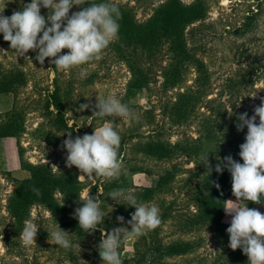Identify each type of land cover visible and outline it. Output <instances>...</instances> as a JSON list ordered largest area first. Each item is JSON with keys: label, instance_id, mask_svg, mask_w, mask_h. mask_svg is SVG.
I'll return each instance as SVG.
<instances>
[{"label": "rangeland", "instance_id": "374dc122", "mask_svg": "<svg viewBox=\"0 0 264 264\" xmlns=\"http://www.w3.org/2000/svg\"><path fill=\"white\" fill-rule=\"evenodd\" d=\"M113 1L128 3L136 12V16L144 20L151 15L154 7L167 0ZM180 1L191 4L193 0ZM257 2L258 0H207L205 16L190 26L199 28L194 34V38H197L200 44H196L199 48L196 51L197 57L203 59V64L208 66L210 73L211 83L208 87L210 93L207 98L220 97L227 105L228 114L231 107L235 106L242 108V112H247L251 117L254 114L253 108L259 106L261 98H264V78L253 84H244L242 81L244 80L242 74L248 72L254 65L251 63L262 59L264 16L259 24L251 26L242 36L227 32L229 26L233 27L245 21L248 11L257 8ZM5 4V10L10 11L8 16L10 17L14 11H19L21 4L26 5V2L0 0V11ZM79 8L80 5L74 6L69 16L78 12ZM48 14L49 9L41 8V15L47 18ZM192 42L196 43L194 40ZM164 47L158 63L150 62L152 81L149 88L141 92L131 93L130 86L134 76L130 63L116 58L111 49L104 50L99 61H92L68 71L58 69L60 87L67 94L64 99L67 102L68 122L67 127L59 128L54 118L43 114L45 99L43 89L48 86L52 88L55 76L51 59L47 58L41 65L35 59L38 53L29 51L25 56H18L16 52L8 51L0 43V50L8 52L6 55H0L2 71L0 76L6 77L8 70L14 68L22 70L27 78V83L17 88L15 92H0V122L6 120V114L13 108L17 107L23 112L22 123L19 127L17 124L14 125L18 127L14 135H0V264H103L98 251L101 240L98 237L99 228L89 234L79 227L72 228L63 224L73 211L67 207L70 204H77L74 202L79 201V197L85 198L89 190L94 189V183H88L86 177L79 179L84 175L79 169L75 166L71 168L66 166L68 153L63 143L68 134H71L73 139L77 136L83 137L85 134L90 135L95 128L109 122L121 136L120 152L125 157L124 163L131 167L143 166L144 171H129L126 179L124 174H121L118 179L113 180L116 184L110 186L107 183L106 186H100L99 190L104 194L101 199L104 220L99 227L107 231L106 227L109 225L111 230L123 226L131 231L128 221L131 220L135 208L130 207L122 197L116 201L109 197V193L118 188L132 189L138 201L158 206L162 219V223L156 229L148 230L145 235L122 244L120 254L124 264H146V258L150 254L151 264H228L233 250L229 247V234L221 225H230L232 217L226 215L225 210L221 217L216 216L213 219L208 217L209 213L200 201V194L203 193L204 182L209 178L206 173L208 169L204 165L205 157L208 155L207 159L212 165L213 173L218 163L217 159L222 161L224 150L229 147L226 146L224 132L220 130L222 124L216 128L217 122L209 123L211 127H215L213 135L211 138L204 137L202 132L207 124L202 120L210 111L200 104L196 106L195 113H189L185 120L177 117L178 120L174 121L175 117L170 114L168 105L176 100V93L179 90L184 91V86L196 85L198 71L194 65H190L184 84L164 91L161 66L166 65L168 56V50ZM244 49L248 51L243 54ZM67 52V49L62 50V54ZM260 69L264 70V67ZM255 93V98L250 97ZM108 95H113L127 104L133 110L134 116L93 117L97 100ZM204 99L205 96L201 100ZM86 103L93 107L79 111L80 105ZM214 106L217 111L220 110L221 105ZM153 130L157 132H152ZM1 131L0 127V133ZM132 134L135 138L127 139ZM148 140L164 142L167 148L174 150L173 158L166 156L157 158L149 151L146 145ZM41 164L43 166H40ZM34 168L44 173L52 172L58 183L63 181L62 186L58 185V190H55V197L63 207L62 217L59 218L58 214L53 215L43 201L42 191L39 189L41 195L37 196L31 191L29 183L24 185L26 192L23 196L27 201L25 207L22 205L23 196L17 197L19 183L31 179ZM70 171L75 173L77 181L74 183L75 188L73 190L71 188L72 196L64 187L67 185L66 173ZM194 173L196 176H192ZM143 188L151 190L144 191ZM226 201L234 203L226 202L225 208L231 207L236 210L245 204L249 208L248 202L237 201L234 197H228ZM213 207L211 205V208ZM250 209H257L264 214V202L254 204ZM117 217L124 218L123 225L118 222ZM26 219H32L39 227L35 244L32 245H25L20 239L23 222ZM56 223L70 234L69 238L74 245L80 244V248L64 249L51 241L48 233L54 229ZM177 240L191 241L193 245L188 252L181 255L157 254L158 250Z\"/></svg>", "mask_w": 264, "mask_h": 264}, {"label": "clouds", "instance_id": "9594fccd", "mask_svg": "<svg viewBox=\"0 0 264 264\" xmlns=\"http://www.w3.org/2000/svg\"><path fill=\"white\" fill-rule=\"evenodd\" d=\"M82 0H31L22 10L14 11L10 17L4 16L6 4L0 11V34L3 40L18 56H25L29 51L37 52L35 59L43 65L47 58L55 65V69L71 70L83 64L99 61L109 45L119 38L122 13L117 5L111 2L88 3L89 6L74 12L69 16L74 6L83 5ZM41 8L49 9L47 18L41 15ZM68 52L62 54V50ZM8 52L0 50V55ZM250 97L255 98L256 93ZM93 107L91 104H81L79 111ZM253 115L242 113L237 117V130L247 128L245 143L240 145L239 156L243 161L234 160L231 155L219 158L215 166L216 173H222L224 168L231 174L232 193L239 200L262 204L264 198V98L259 106L253 108ZM93 117L117 116L132 118L133 110L113 95L100 98L94 106ZM257 117L259 123H257ZM63 147L68 155L66 166H75L90 182L115 180L124 171V156L120 152L121 136L111 122L95 128L93 134H85L64 141ZM205 157L204 165L208 176L213 169ZM58 170L55 166H53ZM219 188V185L216 184ZM31 191L40 196V190L32 186ZM102 190L93 197L90 194L81 202L82 206L75 209L74 218L78 219L79 228L92 233L98 228L101 240L98 246L99 257L103 264H124L120 249L122 244L132 238H138L154 230L162 223L160 209L155 204L138 201L134 190L118 188L109 193L114 201L124 198L130 207L135 208L128 224L131 227H118L110 231L99 227L103 224L104 212L100 199ZM229 204L234 202L225 201ZM226 215L232 217L227 228L229 247L235 251L241 249L248 257V264H264V214L257 209H250L246 204L233 210L225 208ZM123 225L124 218L117 217ZM20 239L25 245L35 244L39 227L32 219L24 220ZM55 245L64 249L79 247L70 240V234L62 230L56 223L48 233ZM152 255L146 258V264H151Z\"/></svg>", "mask_w": 264, "mask_h": 264}, {"label": "trees", "instance_id": "16d2710c", "mask_svg": "<svg viewBox=\"0 0 264 264\" xmlns=\"http://www.w3.org/2000/svg\"><path fill=\"white\" fill-rule=\"evenodd\" d=\"M25 2L28 4L31 2V0H25ZM82 2L85 4L80 5L79 11L82 10V8L88 7V3L111 2L119 7L122 13V19L119 21V38L112 42L105 50L111 49V51L115 53L116 58L123 59L124 61L130 63L131 71H133L134 76V81L130 86L131 93L145 91L147 88H149V85L152 81V68L150 62L152 64L158 63L157 60L159 59L161 50L164 46V48H167L168 50L167 63L165 66H161V74L164 76L162 86L164 91H167L173 87L182 86V84H184L183 82L184 78L186 77V72L189 70L188 67L190 68V65H194L196 67L198 71L195 79L196 85L184 86V91L181 92L179 90L176 93V100L168 105L170 114L172 113L174 115V121L178 120L177 117L183 121L189 117V113L194 112L198 104L202 105L201 107L208 108L210 113L203 116L202 120L205 124H207L202 134H204V137L206 138H211L215 127H211L209 123L212 121L217 122L216 128L222 124L220 130L224 132L226 146L229 147L225 148L226 150H224L225 154H223V156L227 157L231 155L234 160L242 164L243 161L240 159L239 152L240 145L245 143L247 128H244L243 131H238L236 124L237 117L239 116L238 113L242 114L243 109L232 106L230 113L228 114L227 105L223 103V100L220 97L213 99L207 98L210 93L208 92V87L211 83V80L209 79L210 73L208 66L205 63L203 64V59L197 57L196 51L199 49L197 45L200 44L198 43L197 38H194V34L199 28H190V26L195 23V21L205 16L204 13L208 8L207 0H193L191 4H184L180 0H167L165 3L158 4L156 7H154L151 15L146 17L144 20H140L136 16V12L128 3H122L121 1L116 2L113 0H82ZM263 4L264 0H258L257 8L250 9L248 11V15L245 16L246 20L240 24H235L233 27L229 26V28H227V32H231L235 36H242L244 32L249 31L251 26L254 24H259L264 16ZM23 7V4H21L19 10H22ZM9 12V10H5V16L8 17ZM188 28L190 29L188 30ZM193 40L196 42L195 44L192 42ZM0 43L3 44L8 51L15 52L10 48V44L3 40L2 34H0ZM190 43L192 44L190 45ZM247 51L248 50L244 49L242 53L244 54ZM261 53L262 59L259 62L251 63L254 65L251 66L250 70L242 74V78H244L242 81L244 84H253L255 81L264 78V70L260 69L264 67V51ZM34 54H37V52H34ZM75 68L76 67L72 68L71 70ZM53 71L55 76L52 80V88H49L48 86L47 88L43 89L45 97L43 104V114L54 118V122L59 128H65L68 126L66 116L67 102L64 99L67 94H65L60 87L58 69H55V65H53ZM1 73L2 71H0V75ZM26 83V74L22 70L14 68L10 69L8 70L6 77L0 76V92H15L17 88L25 85ZM204 96L205 99L201 100ZM216 104L217 107L221 105L220 110L218 109V111L214 106ZM20 109L24 110V108ZM22 113L23 112H20L17 107L8 112L6 114V120L1 121L5 122V124H0V127L2 128L0 135H14V132L17 131L20 123L23 121ZM215 117L217 118L215 119ZM211 118H214L216 121L212 120ZM230 121L232 122L230 123ZM15 124L18 125L17 128L14 126ZM152 132L156 133L157 130H153ZM136 135H138V133H136ZM151 135H153V133H151ZM134 138L135 136H133V134L127 137L129 140ZM184 140L190 141L189 139ZM146 145L149 151L157 158L161 156L173 158L172 156L174 150L167 148L165 143L162 141H149ZM183 152L185 153V151H182V153ZM124 161H126L125 157ZM40 166L43 165L41 164ZM124 166L125 168L122 174H124L125 179L126 174L129 171H144L143 166L136 165L131 167L127 166L126 163H124ZM61 175L62 172L60 176ZM193 175L196 176V173L192 174V176ZM75 179L76 175L74 172L70 171L66 173V184L68 186L64 185V187L71 196L72 190L76 186L74 183L77 182ZM87 181L88 183L92 184V182H90L88 179ZM103 182L104 183L101 184L98 180L97 183L93 184L94 189L89 190L88 195L90 194L91 196L95 197L98 194V190L101 185L106 186V184L109 183L110 186H112L116 184V181L113 180H104ZM27 183L31 184V188L32 186H35L42 191L43 201L51 209L53 215L58 214L59 218L62 217L61 215L63 213V207L60 206L57 198L55 197V190H58V185L62 186L63 181L58 183L55 174L52 172L44 173L43 171L34 168L31 179L19 183L20 189L18 188L19 191L17 192V197L21 198V196L25 195L26 190L24 189V185ZM186 183L188 185V179ZM38 184L40 185L38 186ZM216 184L219 185V188L216 187ZM143 190L150 191L151 188H143ZM103 196L104 194L102 193V195H100V199H102ZM228 197L236 198L232 193V178L230 172L227 170V168H224L222 173H216L214 170V172L204 182L203 193L201 192L200 194V201L202 206H204L207 210V213H209L208 217L211 219L215 218L216 216L221 217L226 206L225 201ZM22 198V205L25 207V205H27V201L24 196ZM83 199L84 198L79 197V201L74 202L77 204H70V206L67 207L72 208L71 210L73 211L72 214L67 218L68 220L63 222L64 225L72 228L79 227L78 219L74 218V212L76 208L82 206L81 202ZM18 202H20L19 199ZM261 202H264V198H262ZM248 203L249 208L254 206V203L250 201ZM211 205L214 207L211 208ZM228 227H230L228 224L221 225V228L225 229V231H227ZM106 229L107 231H110V225L107 226ZM98 233V237L101 238V232L99 231ZM192 245L193 244L191 241L177 240L167 244L165 248L158 250L157 254L164 253L167 255H181L188 252ZM227 263L248 264V257L241 249H237L233 251L231 259L229 262L227 261Z\"/></svg>", "mask_w": 264, "mask_h": 264}, {"label": "crops", "instance_id": "0c3cea01", "mask_svg": "<svg viewBox=\"0 0 264 264\" xmlns=\"http://www.w3.org/2000/svg\"><path fill=\"white\" fill-rule=\"evenodd\" d=\"M141 174V173H140ZM143 174V173H142Z\"/></svg>", "mask_w": 264, "mask_h": 264}]
</instances>
